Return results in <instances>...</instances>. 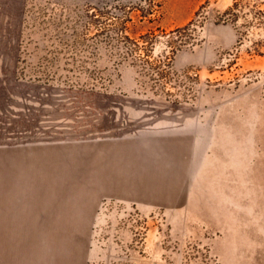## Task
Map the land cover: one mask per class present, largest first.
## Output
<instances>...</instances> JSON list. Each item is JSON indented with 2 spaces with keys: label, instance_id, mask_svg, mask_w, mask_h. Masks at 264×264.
<instances>
[{
  "label": "rangeland",
  "instance_id": "1",
  "mask_svg": "<svg viewBox=\"0 0 264 264\" xmlns=\"http://www.w3.org/2000/svg\"><path fill=\"white\" fill-rule=\"evenodd\" d=\"M155 2L0 0V264H264V0Z\"/></svg>",
  "mask_w": 264,
  "mask_h": 264
},
{
  "label": "trees",
  "instance_id": "2",
  "mask_svg": "<svg viewBox=\"0 0 264 264\" xmlns=\"http://www.w3.org/2000/svg\"><path fill=\"white\" fill-rule=\"evenodd\" d=\"M155 1H156V0H149V9H148V11H147L149 14H152V12L154 11L155 8H158V9H159V8L161 7V3H160V2H155ZM90 10L97 11L95 8H91V7H89L87 11H90ZM97 13H98L97 16H98V17H101V18H104V17L106 16V14H107L106 9H104V8H101V10L97 11ZM87 14H88V12H87ZM87 14H86V15H87ZM85 17L87 18L88 16H85ZM96 19H97L96 16H94V17H92V18H89V20H90L91 22L88 23V24H92V21L95 22ZM124 21H125V20H122V21L119 23V26L116 24V25H117L116 32L114 33V31H113L112 33L115 34V37H116L117 42H123V41H124V42H128V43L133 44L134 47H138V45L136 44V42H134L133 40H130L127 36H125V34H124V30H125V26H124L125 24H124ZM188 26H192V22H190V23L186 26V28H187ZM186 28L178 29L177 31H182V30H184V29H186ZM109 38H110V40H114V39L111 38V36H109ZM141 40H144V38H141ZM144 43L148 44L149 41H145Z\"/></svg>",
  "mask_w": 264,
  "mask_h": 264
}]
</instances>
